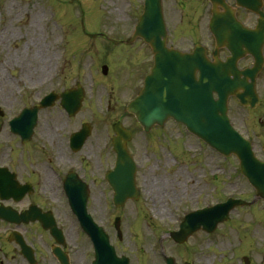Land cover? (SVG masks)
<instances>
[{"label":"rangeland","instance_id":"obj_1","mask_svg":"<svg viewBox=\"0 0 264 264\" xmlns=\"http://www.w3.org/2000/svg\"><path fill=\"white\" fill-rule=\"evenodd\" d=\"M67 1L0 0V106L4 111L0 119V163L14 164L19 177L27 179L32 171L30 162L50 160L44 167L50 163L63 172L67 158H72L70 163L76 165L78 174L89 173L96 178L87 209L98 224L105 225L117 252L129 257L131 264H163L159 240L176 227L174 215H182L184 208L190 210L228 197L250 202L254 191L240 175L234 157L219 156L172 122L145 135L133 117L122 111L150 65L149 50L138 41L129 48L115 47L100 37H84L81 30L83 26L91 36L103 32L115 40L127 39L131 23L142 12L143 0ZM162 7L169 40L175 47L187 49L192 39L201 44L208 40L206 2L162 0ZM240 19L249 27L255 24L251 15L243 14ZM32 21L34 33L28 29ZM251 63V58L245 57L239 67ZM102 65L108 66L105 76ZM77 83L85 93L80 111L68 118L57 103L40 111L29 146L21 151L19 138L9 133L7 121L23 107L35 104L51 87L60 92ZM256 90L260 98L256 109H243L231 99L228 116L233 127L253 143L256 156L263 159L264 69ZM109 96L111 111L106 110ZM117 121L134 132L130 150L140 161L137 183L141 189L137 201H129L120 209L112 207L111 191L100 182V172L111 168L114 160L110 138L111 126ZM83 123L91 126V135L73 156L66 143ZM171 156L180 162H173ZM46 172L53 178L49 169ZM39 176H43L41 171ZM59 204L60 222L74 221ZM114 216L120 219V240L112 227ZM74 223L69 224L72 264H86L90 257L88 240L78 234ZM3 232L0 228V235ZM162 240L164 253L174 257L177 264H243L244 256L250 264H264V202L235 209L229 222L211 234L193 235L182 247ZM6 262L24 264L16 249L11 250Z\"/></svg>","mask_w":264,"mask_h":264},{"label":"water","instance_id":"obj_2","mask_svg":"<svg viewBox=\"0 0 264 264\" xmlns=\"http://www.w3.org/2000/svg\"><path fill=\"white\" fill-rule=\"evenodd\" d=\"M213 5V18L210 24L211 32L216 40V47L225 46L231 57L225 63L216 62L211 67L204 61V72L198 91L190 94H176L182 92L180 81L176 80L174 93L171 95V111H165L164 106L168 104L166 86L170 69V62L177 70L182 71L187 65H192L191 56L179 55L175 51H168L164 47L165 28L162 21L160 0H145L144 13L140 18L136 37L142 38L151 46L157 55L156 67L151 75L147 76L145 85L138 97L127 108L133 114L145 131H148L154 124L161 125L167 118L173 117L176 121L186 125L188 130L194 135L203 139L210 147L219 153L229 156L236 155L239 160L241 173L247 178L256 190V197L264 200V162L258 161L253 156L251 145L237 135L229 125L226 117L227 99L234 96L242 105L254 108L258 104V97L255 94V78L261 70L263 64L262 45L264 44V15L260 11V0H236L238 6L252 10L260 14L256 29L250 30L243 27L234 16L233 10H228L222 0H210ZM220 4L226 12L220 14L216 11V6ZM163 39V40H162ZM177 54V55H175ZM249 54L253 57L254 64L250 69L237 70V61ZM105 67L103 72L105 73ZM214 71V76L212 74ZM174 83V81H173ZM175 85V84H174ZM212 91H216L218 99H212ZM81 93L76 91L62 95L61 106L73 115L80 107ZM52 104V103H51ZM163 108V109H162ZM31 111H36L33 109ZM23 117L14 123L15 132L22 133L20 125ZM32 119L30 120L31 123ZM29 129V127L24 130ZM115 137L113 139V149L117 155L116 167L111 174L112 187L115 189L114 200L117 205L122 204L127 198H135L133 194V163L125 149L126 142L130 134L126 132L118 123L113 127ZM25 132V131H24ZM89 130L83 126L80 133L72 138L73 145L79 149ZM3 171V172H2ZM4 170H0V192L6 197L4 186L6 184ZM117 179V182L115 180ZM123 182L120 184L119 182ZM131 185V192L120 194L119 190L126 185ZM86 195L76 192L71 196L73 207L81 223L86 227L87 220L84 212ZM245 203L234 200L225 204L217 205L211 209H205L197 213H192L183 222L181 230L172 235L178 243H183L189 235L198 230L201 226L206 232H212L220 222L228 220V213L235 206ZM8 218V217H7ZM24 220L20 217L19 220ZM8 220H11L8 218ZM97 248V259L95 264H112L114 260L112 248H107L105 236H101L97 231L92 233ZM103 237V238H102ZM105 256H109L106 261ZM168 264H174L171 258H167ZM245 264L248 260L244 258ZM115 263V262H114Z\"/></svg>","mask_w":264,"mask_h":264},{"label":"flooded vegetation","instance_id":"obj_3","mask_svg":"<svg viewBox=\"0 0 264 264\" xmlns=\"http://www.w3.org/2000/svg\"><path fill=\"white\" fill-rule=\"evenodd\" d=\"M170 45H172L171 40H170ZM176 126L180 127L179 125H176ZM58 149L59 151L63 150L62 144H60V147ZM66 149L70 153L69 147H67ZM71 160L73 159L68 157L66 160V163L69 164ZM136 161L140 162L138 159H136ZM47 162H43V163L40 161L34 162V163L30 162L29 166L32 168V171L29 172L27 168H25L27 172H29L27 174L28 175L27 179H22L21 177H19V174L14 169L15 168L14 164H11L10 162H8L7 164L1 163L2 165H6L10 171H13L17 175V179L19 180L21 184H28L32 187L33 190L31 191V194L26 195L22 199V201L20 202L22 204L14 203L11 200L10 202H5L3 204L2 202H0V206L2 205L4 207L10 206L20 212L27 211L29 207H34L41 213L50 212L53 217L54 222L59 227L62 228L65 246L60 247L59 245H57L56 242L51 238L49 233L45 232L42 229V224L40 221L34 222L32 224H28V225H21L17 227V226L8 224L7 222L0 220V228H4L3 235H0V264H8V262H6V259L11 254V250L15 251V249L17 250V253L20 256V258L23 260L24 264H28V262L19 254V250L16 247V245L10 242L8 239L9 233L11 232L13 228L22 234L27 245H29L31 249L33 250L35 264H59L57 259L52 255V251L56 247H59L67 255L69 264L74 263L73 254H71L72 249L69 248L68 246L70 243V237H71V229L69 228L70 227L69 224H71L72 221H69L68 219H66L65 223H61L59 220V212L57 210V207H61V205L59 204V201L61 202V204H63V206L66 209V205L60 196V192L63 191V181L69 169L65 170L62 177H57V178L53 177L55 179V183H53V178L51 177V175L46 174L47 173L46 169H48L49 166L44 167V163L47 164ZM42 165L44 168L41 170ZM16 168H18V166H16ZM40 171L43 175L42 177L39 176ZM136 180H138V178H136ZM86 185L88 187V190L91 191L90 182L86 183ZM18 204L22 205V208H16L15 206ZM64 214L69 216L67 214V211ZM116 219H117V216H114L112 226L114 225ZM99 225H101V223ZM101 226L104 227L105 225L102 224ZM89 249H90V253H89L90 257L88 260L90 262L92 258L91 246H89Z\"/></svg>","mask_w":264,"mask_h":264},{"label":"bare ground","instance_id":"obj_4","mask_svg":"<svg viewBox=\"0 0 264 264\" xmlns=\"http://www.w3.org/2000/svg\"><path fill=\"white\" fill-rule=\"evenodd\" d=\"M34 26H35V25H34V23H33V21H32V22L30 23V25H29V28H28L29 30L32 31V33H34V32H33Z\"/></svg>","mask_w":264,"mask_h":264}]
</instances>
